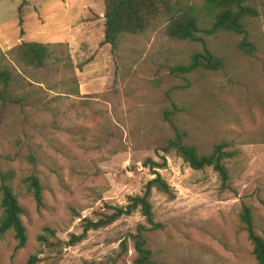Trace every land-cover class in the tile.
<instances>
[{"label": "rangeland", "instance_id": "374dc122", "mask_svg": "<svg viewBox=\"0 0 264 264\" xmlns=\"http://www.w3.org/2000/svg\"><path fill=\"white\" fill-rule=\"evenodd\" d=\"M197 1V0H196ZM242 34L201 33L202 40H174L164 27L104 41L103 0H0V65L16 76L21 104L0 107V170L23 207L26 242L12 231L0 239V264H134L131 234L148 226L134 211L82 232L104 204L124 205L140 194L157 170L174 196L152 189L154 220L145 233L154 258L165 264H256L239 214L250 207L264 228V10ZM48 46L42 66H26L14 52L22 42ZM206 46L223 61L216 69L175 74ZM188 131V141L208 153L228 140V179L211 168L193 169L174 150L156 151L172 134L164 112ZM165 165L153 169L147 159ZM33 156L34 161L29 160ZM35 172L42 186L37 205L20 180ZM107 210V209H106ZM49 231V233H48ZM48 233V234H47ZM46 234V242L39 236Z\"/></svg>", "mask_w": 264, "mask_h": 264}, {"label": "trees", "instance_id": "16d2710c", "mask_svg": "<svg viewBox=\"0 0 264 264\" xmlns=\"http://www.w3.org/2000/svg\"><path fill=\"white\" fill-rule=\"evenodd\" d=\"M104 3V41L117 46L122 37L139 35L158 25L164 27L165 34L174 40H202L201 33L212 35L220 32L242 34L239 47L248 49L252 43L247 38L246 22L259 13L258 6L264 10V0H103ZM17 59L26 66H42L50 52L48 46L37 41L22 42L14 49ZM223 59L213 54L206 46L199 52H194L186 64H178L170 69L175 74L190 73L198 69L210 70L221 66ZM15 72L7 65H0V107L21 104L25 95L12 92ZM178 112L175 104L164 112V117L172 127V134L163 138L156 151L167 153L174 150L189 166L196 170L211 167L224 183L228 179L225 159L232 155L226 150L230 142L221 139L214 143L208 153H203L198 146L188 141L186 128L177 125L171 118ZM161 162L147 159L153 169L165 165V156L160 154ZM29 160L34 161L33 156ZM154 176L146 181L140 194L127 196L124 205L104 204L103 209L96 211L95 219L84 218L82 232L71 234L70 244L82 239L89 229L105 227L122 215H129L138 210L148 226L138 224L136 232L131 234L136 256L134 264H165L154 258L145 233L158 229L161 225L154 220L150 196L156 189L169 198L174 193L168 182L157 170H152ZM15 172L12 168L0 170V239L12 231L16 240V248H21L26 242V229L22 222L23 207L18 201L10 181ZM21 185L29 193L37 205H42V186L35 172H31L20 180ZM107 209V210H106ZM244 225L247 238L251 245V254L256 264H264V228L254 224L249 206L244 205L239 214ZM49 233V231H48ZM47 233V234H48ZM46 234L39 236L41 242H46ZM26 264H34V256H30Z\"/></svg>", "mask_w": 264, "mask_h": 264}]
</instances>
